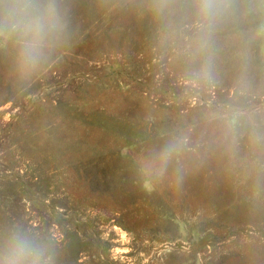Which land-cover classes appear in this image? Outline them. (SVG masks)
Returning a JSON list of instances; mask_svg holds the SVG:
<instances>
[{
	"label": "rangeland",
	"instance_id": "374dc122",
	"mask_svg": "<svg viewBox=\"0 0 264 264\" xmlns=\"http://www.w3.org/2000/svg\"><path fill=\"white\" fill-rule=\"evenodd\" d=\"M58 3L28 78L0 48V236L53 264H264V0L203 48L191 0Z\"/></svg>",
	"mask_w": 264,
	"mask_h": 264
},
{
	"label": "clouds",
	"instance_id": "9594fccd",
	"mask_svg": "<svg viewBox=\"0 0 264 264\" xmlns=\"http://www.w3.org/2000/svg\"><path fill=\"white\" fill-rule=\"evenodd\" d=\"M166 0H157L162 6ZM233 0H191L197 19L199 47L206 46L216 26L232 11ZM161 7L157 8L160 11ZM66 16L58 0H0V48L11 45L16 50L15 67L22 78L39 69L48 51L62 40ZM198 79L211 80L209 62L193 74ZM177 151L169 144L159 154V172L163 174ZM48 248L40 241L9 230L0 236V264H53Z\"/></svg>",
	"mask_w": 264,
	"mask_h": 264
}]
</instances>
